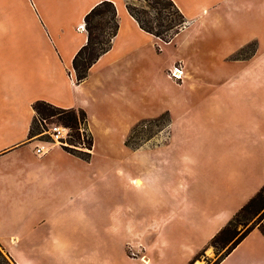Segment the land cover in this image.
I'll list each match as a JSON object with an SVG mask.
<instances>
[{
	"label": "crops",
	"instance_id": "crops-1",
	"mask_svg": "<svg viewBox=\"0 0 264 264\" xmlns=\"http://www.w3.org/2000/svg\"><path fill=\"white\" fill-rule=\"evenodd\" d=\"M99 1L0 0V246L15 264H186L264 183V0H173L186 24L171 40L211 21L232 62L206 71L198 93L195 66L169 54L160 71L182 74L166 80V105L146 116L165 122L146 138L142 42H169L110 0L117 32L76 82L84 15ZM37 100L85 111L89 158L56 143L36 152ZM100 126L119 140L97 158ZM218 264H264L263 234Z\"/></svg>",
	"mask_w": 264,
	"mask_h": 264
},
{
	"label": "trees",
	"instance_id": "trees-1",
	"mask_svg": "<svg viewBox=\"0 0 264 264\" xmlns=\"http://www.w3.org/2000/svg\"><path fill=\"white\" fill-rule=\"evenodd\" d=\"M141 1L143 3L138 7L131 0H125L127 11L144 31L161 41L169 42L185 26V16L173 0ZM161 14L167 17L163 24L158 18ZM98 20L106 23L104 30L94 28L90 31L91 24ZM84 28L87 33L86 42L77 50L72 59L76 82L85 79L89 67L111 46L118 29L117 12L113 2L100 0L93 5L84 15ZM33 109L40 123L46 119L49 122H57L69 127L70 144H73V141L82 143L81 140H83L82 146L86 150L74 152L67 147L64 148L77 156L89 158L92 136L88 132L85 138H82L84 131H81L80 127L86 122V113L83 109L61 108L43 100L35 101ZM239 225L240 228H238ZM255 227L264 236V183L186 264H192L193 260L196 261V257L199 258L210 246L222 250L211 263L218 264ZM0 264H15L1 246Z\"/></svg>",
	"mask_w": 264,
	"mask_h": 264
},
{
	"label": "rangeland",
	"instance_id": "rangeland-1",
	"mask_svg": "<svg viewBox=\"0 0 264 264\" xmlns=\"http://www.w3.org/2000/svg\"><path fill=\"white\" fill-rule=\"evenodd\" d=\"M188 1V0H187ZM131 2L135 3L138 7L143 2L140 0H131ZM189 7L187 6V10ZM211 25V21L207 22L203 31L206 34L202 36H186V32L181 34L176 40H170L167 44H162L163 47H159L158 41H152L147 38H144L142 42V48L144 49V58H143V110L142 114L144 120V137L151 135V126L152 125H161L165 122V117H159L156 119H152L151 116L153 112H157L159 108L166 105L167 99V84L166 80L168 78L172 79H180V77H175L172 74V70L174 67L181 69L179 63L174 64L170 69L160 71L162 64L165 59L169 56V54H176L183 57L190 65H194L195 67L190 68L192 76L198 82H193L191 88H194L196 92H200L204 90V87L199 86V81L205 79L204 73L206 71H215L218 65H226L227 63H231L232 61L228 59V55H224L225 48L229 44L228 41L231 39H220L218 36V30L216 27ZM218 64V65H217ZM194 80V79H193ZM205 81V80H203ZM128 119V118H127ZM46 123H50L46 120ZM45 122L40 123L38 120V116L35 117L33 121L32 133L33 136L38 140L49 141L52 138L47 134H42L44 129L47 128V124ZM82 130L84 131L82 138H85L88 131L85 127V124H81ZM102 126L96 129V135L94 141L96 143V156L97 158L104 157L106 153L111 150L105 148V144L110 141L112 138L114 141H118V135L116 133L107 134L103 130ZM45 133V132H43ZM53 140V139H52ZM128 141L135 142L136 141V129L133 128V131L129 135ZM67 144H61L63 147H67L68 149L74 152H84L86 149L82 146V143L77 141H73V144L69 143V140L66 139ZM65 142V143H66ZM58 144V143H57ZM112 152H118L113 150ZM241 226L239 225L238 228ZM222 252V250H218L213 248L212 246L208 247L202 255L196 259L195 264H211Z\"/></svg>",
	"mask_w": 264,
	"mask_h": 264
},
{
	"label": "built area",
	"instance_id": "built-area-1",
	"mask_svg": "<svg viewBox=\"0 0 264 264\" xmlns=\"http://www.w3.org/2000/svg\"><path fill=\"white\" fill-rule=\"evenodd\" d=\"M175 69L176 70H181L177 67H174L173 70H172V74L175 76V77H180L178 75L175 74ZM42 122H45L46 123V119H43ZM47 124V128L44 129L43 133L42 134H47L49 137H51L52 139L49 140V141H45V140H39L41 145H37L36 146V152H41L42 149H43V145L45 143H58L59 145L61 144H67L66 142V139L69 140V136H70V128L61 124V123H57V122H50V123H46ZM80 130H82V128H80ZM66 142V143H65ZM70 143V142H69ZM63 146V145H62ZM85 148V147H84ZM86 149V148H85Z\"/></svg>",
	"mask_w": 264,
	"mask_h": 264
},
{
	"label": "snow or ice",
	"instance_id": "snow-or-ice-1",
	"mask_svg": "<svg viewBox=\"0 0 264 264\" xmlns=\"http://www.w3.org/2000/svg\"><path fill=\"white\" fill-rule=\"evenodd\" d=\"M158 18L160 19L161 24H163L167 20V17H164L162 14ZM105 27H106V23L98 20L95 23L91 24L89 30L91 31L94 28H99L101 31H103ZM196 259H198V257H196ZM192 264H195V260H193Z\"/></svg>",
	"mask_w": 264,
	"mask_h": 264
},
{
	"label": "bare ground",
	"instance_id": "bare-ground-1",
	"mask_svg": "<svg viewBox=\"0 0 264 264\" xmlns=\"http://www.w3.org/2000/svg\"><path fill=\"white\" fill-rule=\"evenodd\" d=\"M175 74L178 75V76H181V74H182V70H176V69H175Z\"/></svg>",
	"mask_w": 264,
	"mask_h": 264
}]
</instances>
